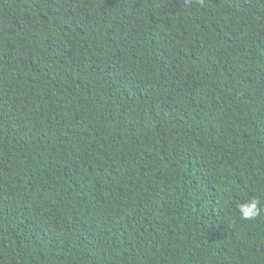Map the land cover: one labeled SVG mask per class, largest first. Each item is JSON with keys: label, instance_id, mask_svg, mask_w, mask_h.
Segmentation results:
<instances>
[{"label": "trees", "instance_id": "trees-1", "mask_svg": "<svg viewBox=\"0 0 264 264\" xmlns=\"http://www.w3.org/2000/svg\"><path fill=\"white\" fill-rule=\"evenodd\" d=\"M0 264H264V0H0Z\"/></svg>", "mask_w": 264, "mask_h": 264}, {"label": "clouds", "instance_id": "clouds-1", "mask_svg": "<svg viewBox=\"0 0 264 264\" xmlns=\"http://www.w3.org/2000/svg\"><path fill=\"white\" fill-rule=\"evenodd\" d=\"M239 212L242 219L253 220L260 215L261 208L255 199L239 205Z\"/></svg>", "mask_w": 264, "mask_h": 264}]
</instances>
